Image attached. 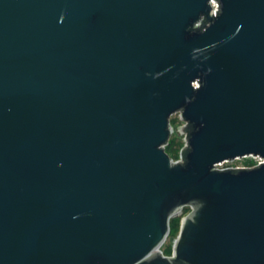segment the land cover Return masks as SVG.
I'll list each match as a JSON object with an SVG mask.
<instances>
[{
	"label": "water",
	"instance_id": "95a60500",
	"mask_svg": "<svg viewBox=\"0 0 264 264\" xmlns=\"http://www.w3.org/2000/svg\"><path fill=\"white\" fill-rule=\"evenodd\" d=\"M248 155L264 0H0V264H264Z\"/></svg>",
	"mask_w": 264,
	"mask_h": 264
},
{
	"label": "rangeland",
	"instance_id": "374dc122",
	"mask_svg": "<svg viewBox=\"0 0 264 264\" xmlns=\"http://www.w3.org/2000/svg\"><path fill=\"white\" fill-rule=\"evenodd\" d=\"M217 4L215 3L214 6ZM171 126L173 132L170 136L169 142L166 144L165 149L167 153L177 160L180 158L181 150L185 148L187 144V131H186V121L181 119L180 113L176 112L171 116ZM261 158L254 156L239 157L233 160H228L220 163L217 167L219 169L226 168H243L252 167L258 164ZM190 211V209L185 210V212L171 220V230L163 243L161 250L166 255H172L174 250L175 240L179 235L181 229L182 218Z\"/></svg>",
	"mask_w": 264,
	"mask_h": 264
},
{
	"label": "built area",
	"instance_id": "2783aa9c",
	"mask_svg": "<svg viewBox=\"0 0 264 264\" xmlns=\"http://www.w3.org/2000/svg\"><path fill=\"white\" fill-rule=\"evenodd\" d=\"M214 4L215 3H213V6H214ZM214 7H216V6H214ZM182 119V118H181ZM187 136V135H186ZM184 149V148H183ZM183 149L181 150V154H180V160H182L183 159V157H182V151H183ZM249 156V155H248ZM251 156H254V157H258V158H261V160L258 162V163H260V162H262V161H264V158H262L261 156H259V155H251ZM179 159H177V160H179Z\"/></svg>",
	"mask_w": 264,
	"mask_h": 264
},
{
	"label": "trees",
	"instance_id": "16d2710c",
	"mask_svg": "<svg viewBox=\"0 0 264 264\" xmlns=\"http://www.w3.org/2000/svg\"><path fill=\"white\" fill-rule=\"evenodd\" d=\"M183 152L185 153V150H184ZM187 209H189V208H187ZM187 209H186V210H187Z\"/></svg>",
	"mask_w": 264,
	"mask_h": 264
}]
</instances>
